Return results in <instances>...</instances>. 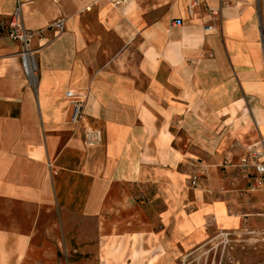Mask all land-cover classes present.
I'll use <instances>...</instances> for the list:
<instances>
[{
  "label": "crops",
  "instance_id": "obj_1",
  "mask_svg": "<svg viewBox=\"0 0 264 264\" xmlns=\"http://www.w3.org/2000/svg\"><path fill=\"white\" fill-rule=\"evenodd\" d=\"M16 8L65 28L32 40L35 77L0 36V264H159L177 233L236 225L233 193L207 200L206 185L261 147L264 0H0L3 17Z\"/></svg>",
  "mask_w": 264,
  "mask_h": 264
},
{
  "label": "rangeland",
  "instance_id": "obj_2",
  "mask_svg": "<svg viewBox=\"0 0 264 264\" xmlns=\"http://www.w3.org/2000/svg\"><path fill=\"white\" fill-rule=\"evenodd\" d=\"M238 161L223 164L236 168L237 171L234 170L230 175L239 179H231L223 184L214 181L206 185L209 191L207 200L215 198L216 192L233 193L232 203L240 214L236 225L221 228L214 223V217H209L201 237L184 238V234L177 233L176 244L160 250L159 264H264V184L257 189H250V180L246 182L243 175H249L247 178L250 179L253 173L242 171ZM198 175L197 173V179ZM192 176L188 177L187 185L190 187L195 186ZM149 188L136 185L134 190L137 193L142 192V189L148 192ZM259 193H262L261 197ZM159 203L158 207L161 208L162 202ZM62 254L60 253V257Z\"/></svg>",
  "mask_w": 264,
  "mask_h": 264
},
{
  "label": "built area",
  "instance_id": "obj_3",
  "mask_svg": "<svg viewBox=\"0 0 264 264\" xmlns=\"http://www.w3.org/2000/svg\"><path fill=\"white\" fill-rule=\"evenodd\" d=\"M112 5H120L132 0H107ZM199 0H190L192 4ZM223 5L227 0H219ZM212 14H218L219 8H212ZM65 28V18L59 16L50 20L46 25L38 28H29L19 16V9L16 8L7 17H3L0 13V36L4 35L10 40L17 41L20 44L19 56L22 61L24 73L31 77L35 75L36 58L35 49L31 46L34 38L39 39V44H42V39H48L45 32L50 29L53 36L60 33ZM67 97L71 98V121L80 123L83 132V140L87 145H93L101 140L102 131L85 119V111L83 99L75 94L71 89L65 92ZM261 147H249L246 154L240 156L238 166L242 171L253 173L252 180L249 182L250 189H257L264 184V136L261 137ZM196 175L192 176V183L195 184Z\"/></svg>",
  "mask_w": 264,
  "mask_h": 264
},
{
  "label": "bare ground",
  "instance_id": "obj_4",
  "mask_svg": "<svg viewBox=\"0 0 264 264\" xmlns=\"http://www.w3.org/2000/svg\"><path fill=\"white\" fill-rule=\"evenodd\" d=\"M35 77V76H34Z\"/></svg>",
  "mask_w": 264,
  "mask_h": 264
}]
</instances>
